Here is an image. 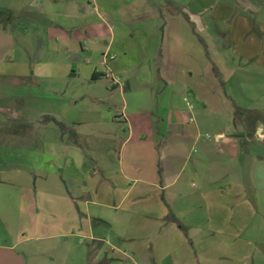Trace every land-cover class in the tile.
<instances>
[{"label": "crops", "instance_id": "0c3cea01", "mask_svg": "<svg viewBox=\"0 0 264 264\" xmlns=\"http://www.w3.org/2000/svg\"><path fill=\"white\" fill-rule=\"evenodd\" d=\"M206 2L192 5L190 0H177L173 3L154 4V13H159L163 19L161 39L152 52H145L147 62L141 60L135 68L154 78V81L145 86L150 97L148 102L151 104L147 110H139L133 104L128 112L120 114L123 120V125L119 124L122 134L115 132L112 138L115 146H118L114 169L105 164L98 166V160L88 155L77 156V152L71 148L75 145L72 137L66 142L64 136H59L55 139L56 149L45 150L43 147L38 150L45 157V162L40 164H50L53 171L46 169L28 173L31 180L33 176L31 188L18 183V189L14 191L15 197L8 199L13 200L14 213L20 215V227L24 225V217L37 218L41 214L53 216L48 223L46 219L41 228L46 231L45 237L58 239L57 242L62 243H59L61 248L52 247L53 244L49 241L43 242L42 247H36V243L31 244V239L37 236L27 230V223L20 240L8 232L13 244L0 245V248L14 251L24 264H51L50 256L56 255V259L61 254H57L58 252H73L72 240L80 233L94 241L93 243H104L100 235L109 227L114 232L115 239L126 240L129 237L131 240L145 242L138 247L139 250L151 243L153 250L151 249L149 258L153 264H167V260L171 258L175 262L170 264H181L172 257L173 252L163 250L160 240L169 236L171 239L179 237L180 241L186 243V249L195 248L192 237L200 234L199 227L204 225L206 230L203 231L205 235L201 236V242L206 249L221 253L225 251L233 259H239L241 256L236 258L235 255L241 253L246 264H264V234L254 236V232L243 239L239 232L228 233L226 236L230 240L221 244L220 241L204 238L207 233L217 235L222 232V213L217 210L216 204L211 201L215 205L210 214L215 221L211 226L206 215L190 213L201 209L200 201L205 200V196L209 198L213 195L217 201V197L223 198V195L217 196L214 192L206 195L202 189L205 187V180L201 181V189L191 192L187 190L189 186H194L193 177L200 180L203 177L195 167L190 170L185 168L189 163V154L184 158L185 150L192 140L189 137L191 134L185 131V124L193 121L194 117L176 107L174 99L180 101L182 94L179 93H187L183 95L182 102L192 103L188 107L198 108L200 117L213 113L211 119L217 123H220L218 119H234L239 130L236 128L235 134H231V143H237L236 139L244 136L249 140L250 135L264 142V0ZM125 3L123 5L127 9L135 5L134 0ZM228 12L231 14L230 18L222 19L221 14ZM168 20H174L175 25L169 27ZM165 26L167 30H164ZM146 38L148 41L149 38ZM0 80L2 81V77ZM154 82L163 83V91L172 92L167 103H163L165 117L158 116L160 98L155 100L156 109L153 111L152 108V93L147 88ZM1 87L0 91L8 93ZM228 90L232 95L227 93ZM10 97L12 105L16 102V96ZM17 98L22 101L27 114L26 117H21L23 112L16 114L14 107L0 108V113L4 115L0 116V125H14L16 130L11 133L0 129L2 150H14L15 146L22 144L20 141L34 139V134H25V127H28L27 133H31L33 127L37 129L40 125L38 118L47 116L41 113L39 117L33 116L31 103L34 101L31 98L30 101L28 97ZM8 115L12 118H8ZM115 120L118 121L116 118ZM155 122L165 124L166 131L162 133L154 126ZM224 136V132L217 134L220 139ZM108 151V160L111 161L112 150ZM87 158L92 161L91 166H88ZM183 160L185 163H181ZM7 166L11 165L0 163V169ZM240 185L241 181H237L231 187L239 188ZM233 198L243 204L254 200L251 197ZM179 205H186L183 212L189 214L188 219L185 220L174 211ZM1 219L0 216V221ZM181 226L186 227L187 231ZM155 234L160 235L161 239L153 241L152 236ZM18 245H22L21 251L24 254L14 250ZM106 245L107 248L98 249V260L102 255L108 257L110 252L115 253L118 249L114 244ZM135 252L138 253L136 250ZM123 256L126 262V255ZM223 258L227 259L220 254L221 260L216 264H223Z\"/></svg>", "mask_w": 264, "mask_h": 264}, {"label": "rangeland", "instance_id": "374dc122", "mask_svg": "<svg viewBox=\"0 0 264 264\" xmlns=\"http://www.w3.org/2000/svg\"><path fill=\"white\" fill-rule=\"evenodd\" d=\"M127 1L130 0H0V8L12 14L10 23L5 25L0 20V79L2 77L4 82L0 80V88L3 86L6 92L10 93L0 91V108L14 107L16 114L23 112L21 117H26L27 110L17 98L22 96L23 99L28 97L29 101L30 98L34 101L30 102L34 110L33 116L47 114L41 118L37 117L40 125L37 129L33 127L31 133H27L29 130L25 127V134H34V139L20 141L22 144L15 146L14 150L0 149V163L11 165L0 169V245L13 244L8 232L20 240L19 237L26 230L24 227L27 223V230L37 236L31 239V244L36 243V247H42L43 242L49 241L53 244L52 247L61 248L62 243L59 244L58 239L55 240L54 237H45L46 231L41 228L42 223L46 219L48 223L49 218L53 216L41 214L37 215V218L24 217V225L20 227V215L14 213L13 200H8L15 197L14 191L18 189V183L31 188L33 176L31 180L28 173L46 169L53 171L50 164H40L45 162V157L38 150L43 147L45 150L56 149L55 139L59 136H64L66 142L72 137L75 145L71 148L77 152V156L88 155L98 160V166L105 164L114 169L118 146H115V140L112 138L115 132L122 134L119 124L123 125V120L120 114L128 112L133 104L139 110H147L150 106V97L145 86L154 81V78L135 68L141 60L147 62L145 52H152L161 39L163 19L159 13H154V4L173 3L177 0H134L135 5L129 6L128 9L123 5ZM226 1L229 3L230 0ZM190 2L192 5L207 3L206 0ZM140 7L144 8L139 9ZM221 15L225 20L231 16L229 12ZM142 17L144 18L141 19ZM173 22L174 20H168L169 27L175 25ZM180 27L182 28V25ZM164 30H167L166 26ZM146 37L149 38L148 41ZM93 75L95 79L92 78ZM163 86L161 82H154L147 88L152 93L153 111L156 109V98L161 100L159 117H165L163 103H167L172 95L170 90L163 91ZM227 93L232 95L229 90ZM179 94H182L180 101L174 99L176 107L184 109L183 111L194 117L193 121L185 124V131L191 134L189 137L192 139L185 150L184 158L189 154V163L185 168L190 170L195 167L203 177L201 180L193 177L194 186H189L187 190L191 192L201 189V181L205 180V187L202 189L206 195L210 192L217 196L223 195V198L217 197V201L213 195L209 198L205 196V200L200 201L201 209L190 212L206 215L211 226L215 222L214 217L210 216L215 208L212 202L216 204L217 210L221 211V234L207 233L204 238L225 244L230 240V237L226 236L228 233L239 232L243 239L254 232V236H262L264 142L250 135L249 140L244 136L236 139L237 143H231V134H235L236 128L239 130L234 119H218L220 123H217L211 119L213 113L200 117L198 108L190 109L188 106L192 103L182 102L183 95L187 93ZM10 95L16 96V102L12 105ZM0 116L4 115L0 113ZM48 117L61 123L65 129L62 131L59 125L49 121ZM8 118L12 117L8 115ZM154 126L162 133L167 128L165 124L157 122ZM0 129L16 132L14 125L9 124H1ZM221 132L226 136L220 139L217 134ZM110 149L111 161L108 160ZM86 162L91 166V160L87 158ZM26 169L27 171H23ZM237 181H241L240 187H231L235 186ZM234 196L251 197L254 200L243 204L237 202ZM183 208H186V205H179L174 211L186 220L189 214L184 213ZM217 224L220 225L219 216ZM181 228L187 231L186 227ZM199 229L201 232L196 234L197 238L196 235L192 237L195 248L186 249V243L180 241L179 237H164L160 244L163 250L173 252L172 257L178 259L181 264H216L221 260L220 254L227 257L223 258V264H246L241 253L235 255L236 258L241 256L239 259H233L232 255L225 251L221 253L206 249L201 242L206 226H200ZM100 238L104 243H93L94 241L80 233L72 240L73 252H58L57 254H61L56 259V255L49 257L50 263L153 264L149 258L151 243L139 250L138 247L145 242L131 240L129 237L126 240L115 239L114 232L109 227L103 230ZM152 239L156 241L161 239V236L155 234ZM107 243L118 248L114 251L116 254L110 252L108 257L102 255L103 258L98 260V249L107 248ZM21 247L22 245H18L14 250L22 253ZM139 253L140 255H137ZM123 254L126 255V262ZM171 262L175 261L172 258L167 260V264Z\"/></svg>", "mask_w": 264, "mask_h": 264}, {"label": "water", "instance_id": "95a60500", "mask_svg": "<svg viewBox=\"0 0 264 264\" xmlns=\"http://www.w3.org/2000/svg\"><path fill=\"white\" fill-rule=\"evenodd\" d=\"M0 264H24V262L14 251L0 248Z\"/></svg>", "mask_w": 264, "mask_h": 264}, {"label": "trees", "instance_id": "16d2710c", "mask_svg": "<svg viewBox=\"0 0 264 264\" xmlns=\"http://www.w3.org/2000/svg\"><path fill=\"white\" fill-rule=\"evenodd\" d=\"M11 16H12V14L10 13V11L3 9V8H0V20H2V23H5V25L10 23V21L12 19ZM92 78L95 79V76L93 75ZM48 120L59 125V127L62 131L65 129V127L61 123L57 122L55 119L48 117Z\"/></svg>", "mask_w": 264, "mask_h": 264}]
</instances>
